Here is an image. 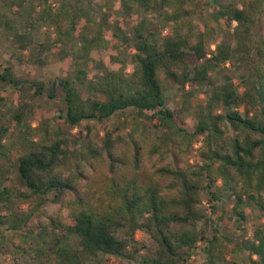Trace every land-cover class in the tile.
Returning <instances> with one entry per match:
<instances>
[{"label": "trees", "instance_id": "1", "mask_svg": "<svg viewBox=\"0 0 264 264\" xmlns=\"http://www.w3.org/2000/svg\"><path fill=\"white\" fill-rule=\"evenodd\" d=\"M5 1L0 33L19 60L30 55L28 64L43 66L45 52L55 49L68 74L39 78L18 74L13 64L0 68V92H8L0 103V264L4 254L18 264H118L110 257L193 264L198 247L204 264H240L227 260L231 238L220 234L212 214L223 220L227 199L240 222L250 207L264 213L258 0H211V16L230 33L213 42L209 29L195 30L202 0H120L132 17L142 15L131 34L119 19L110 29L106 13L97 20L91 0ZM10 9L26 17L21 27ZM151 12L171 24L166 34L148 22ZM212 70H221L222 79H213ZM203 86L210 88L199 101ZM173 89L181 96L177 107L168 105ZM42 99L61 104L36 121ZM133 114L155 130L128 132ZM84 122L87 135L63 128ZM93 122L103 124L100 141L91 138ZM198 142L202 161L178 166L177 158ZM49 204V216L36 219ZM138 231L151 239L149 253ZM70 236L78 247L68 244ZM239 248L246 264H264V221Z\"/></svg>", "mask_w": 264, "mask_h": 264}, {"label": "rangeland", "instance_id": "2", "mask_svg": "<svg viewBox=\"0 0 264 264\" xmlns=\"http://www.w3.org/2000/svg\"><path fill=\"white\" fill-rule=\"evenodd\" d=\"M5 2H0V7L2 9H6ZM92 5V13L96 17L97 20H100L102 17V13L108 14L109 20H110V29L112 28V23H114L115 20L119 19L121 24L127 27L129 33L131 34L134 26L136 25V22L142 17V15L137 18L135 16L132 17L130 13L126 12V9L124 6H122L120 0H91ZM211 0H202L201 1V8L198 10L197 14L193 16V21L195 23V30L196 32L202 31V30H210V42L218 41V40H227L229 39V29L224 27L223 25L219 24L212 16H211ZM54 5H59V0H54ZM14 10H17V8H13ZM13 9L9 10V14H13ZM8 10V9H7ZM18 11V10H17ZM12 12V13H11ZM135 15V14H134ZM13 18L17 22V26L21 27L26 22V17L24 18L23 15L18 16L17 13L15 15H12ZM148 22L152 24V26L162 28L163 34H166L171 26L170 23H167L164 21V19L161 18L158 12H151L147 16ZM255 19L257 21V31L258 33L261 32V30L264 31V0L260 1L258 0L256 5V13H255ZM163 20V21H162ZM235 24V22H234ZM45 29V28H44ZM36 39L42 40L43 39V32L39 31L36 33ZM132 41V40H131ZM9 40L4 32L0 33V68H3L5 65L13 64L15 70L18 74L28 76V77H39V78H47L50 76H60V75H67L66 69L63 68L61 65V62L57 59V53L53 49L51 52H45L44 56L47 60V64L41 66L39 63L34 64H28L29 60L32 58L30 55H26L24 58V61L21 62L19 60V57H22L20 55L19 51H14L9 46ZM104 43H107V39H104ZM212 48H215V45H211ZM120 49L117 47H110L109 50H106L110 53L117 54ZM134 50V49H132ZM34 55L37 53V49L31 50ZM29 54V53H26ZM124 56L127 57L126 59H130V53L128 50L124 51ZM37 57V55H36ZM111 66L116 67L117 65L115 63H109ZM127 70H132V64L129 63L127 66ZM221 70H212V77L216 80H221ZM228 69L223 70V74H226ZM210 86H203L197 90L196 98L199 101H203L206 98V91L209 90ZM1 97H8V92H0V103H1ZM181 96L179 91L176 89H173L168 96V105L172 107H177L180 105ZM60 102H49L46 99L40 100L38 103V107L36 108L35 114L33 115V119L36 121L38 119H41L43 116H45L49 111L53 110L54 108L60 106ZM118 117H115L113 121H118ZM34 121V122H36ZM87 122H84L83 124L71 129L67 125H63V128L71 131L75 134H83L87 135V129H86ZM92 133L91 138L95 139L96 141H100L101 135L103 134V124L98 122L92 123ZM140 129H149V130H155L150 123L146 122V119L136 118L135 114H133L130 117V120L128 121V127L127 131L129 130H140ZM200 146L201 142H198L195 144L194 147H192L188 152L183 153L179 158H177V164L178 166H186L190 165L196 162L202 161L201 155H200ZM208 198H211V195L208 194V196L205 197L206 202L208 201ZM226 203L221 204L222 209H224V218L223 220L219 218V215L216 213L212 214V218L217 220L219 223V232H221V235H227L231 238V242L226 241V248H225V255L227 260L230 262L235 261L239 262L240 264H246L247 261V253L239 248V241L243 238L249 237L252 234V230L255 224H257L260 221H264V213L261 209H258L257 207H250L248 208V219L246 221H238L236 215H234L232 211L233 201L230 199H227ZM22 207H25L23 205ZM54 205H46L42 207L36 214L35 218H45L49 216V214L53 211ZM239 226L241 228H239ZM210 234L213 233V229L209 231ZM137 237L139 239V242L141 246H143V253H149L152 251L151 247L153 246V243L149 236L145 234L143 231L137 232ZM68 244L74 247H78V239L70 236L68 238ZM197 251L199 254H195L192 256L196 260L193 264H204L205 261V254L201 250V247L197 248ZM5 264H18L17 260H15L14 256L10 254H4ZM20 261L22 258L17 257ZM110 261H115L118 264H135V263H129L127 261H123L120 259H116L113 257L109 258ZM89 264V263H86ZM137 264H139L137 262Z\"/></svg>", "mask_w": 264, "mask_h": 264}]
</instances>
